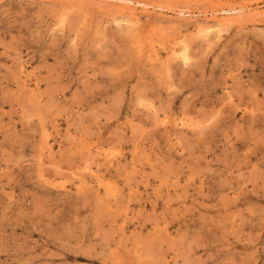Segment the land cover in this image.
Here are the masks:
<instances>
[{
  "label": "rangeland",
  "instance_id": "obj_1",
  "mask_svg": "<svg viewBox=\"0 0 264 264\" xmlns=\"http://www.w3.org/2000/svg\"><path fill=\"white\" fill-rule=\"evenodd\" d=\"M73 1L0 0V264H264V0Z\"/></svg>",
  "mask_w": 264,
  "mask_h": 264
},
{
  "label": "bare ground",
  "instance_id": "obj_2",
  "mask_svg": "<svg viewBox=\"0 0 264 264\" xmlns=\"http://www.w3.org/2000/svg\"><path fill=\"white\" fill-rule=\"evenodd\" d=\"M69 1V0H68ZM71 1V0H70ZM77 1V0H76ZM80 1V0H79ZM103 1V0H102ZM105 1V0H104ZM131 1V0H130ZM66 2V1H65ZM73 2H75V0L73 1ZM101 2V1H100ZM107 2V1H106ZM126 1H124V3H125ZM72 3V2H71ZM96 3V2H95ZM104 3V2H103ZM110 3V2H109ZM113 3H114V1H113ZM82 4V3H81ZM79 5V4H78ZM115 5H118V4H115ZM97 6V5H96ZM121 8H122V5L120 6ZM118 10L120 9L119 7L117 8ZM82 10H83V8H82ZM237 11V10H236ZM114 12V11H113ZM124 12V11H123ZM227 12H228V9H227ZM131 13V12H130ZM124 14V13H123ZM134 14V13H133ZM132 14V15H133ZM124 15H126V14H124ZM212 18V17H211ZM221 18V17H220ZM231 18H227V17H224V18H222V19H218V25H224L227 21H229ZM133 20V19H132ZM123 21V20H122ZM127 22L129 23V21L127 20ZM135 22H137V21H135ZM230 22V21H229ZM217 25V26H218ZM216 26V27H217ZM202 27H206L205 25H203ZM205 29H209V27H206ZM202 31H204V29L202 30ZM208 32V31H207ZM205 33V32H204ZM181 46V45H180ZM183 51V50H182ZM185 55V54H184ZM183 56V55H182ZM186 58H187V56H185ZM188 59V58H187ZM164 123V122H163ZM182 123H184V122H182ZM89 167L87 166V169H88ZM90 169V168H89ZM92 170V169H91ZM41 175V174H40ZM81 180V179H80ZM96 180H100V177H99V175H96ZM86 183V182H85ZM86 185V184H85ZM83 187V186H82ZM82 187H80V188H82Z\"/></svg>",
  "mask_w": 264,
  "mask_h": 264
}]
</instances>
